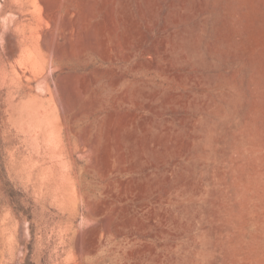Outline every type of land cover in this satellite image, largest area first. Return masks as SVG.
I'll list each match as a JSON object with an SVG mask.
<instances>
[{
  "label": "rangeland",
  "instance_id": "374dc122",
  "mask_svg": "<svg viewBox=\"0 0 264 264\" xmlns=\"http://www.w3.org/2000/svg\"><path fill=\"white\" fill-rule=\"evenodd\" d=\"M0 264H264V0H0Z\"/></svg>",
  "mask_w": 264,
  "mask_h": 264
}]
</instances>
